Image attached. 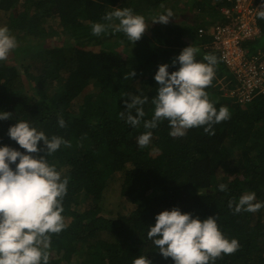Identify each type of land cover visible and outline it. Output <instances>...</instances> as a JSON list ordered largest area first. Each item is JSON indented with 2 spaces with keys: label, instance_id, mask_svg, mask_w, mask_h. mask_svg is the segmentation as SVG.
Listing matches in <instances>:
<instances>
[{
  "label": "trees",
  "instance_id": "1",
  "mask_svg": "<svg viewBox=\"0 0 264 264\" xmlns=\"http://www.w3.org/2000/svg\"><path fill=\"white\" fill-rule=\"evenodd\" d=\"M174 1L0 0L7 26L22 35L15 34L12 60L0 63V110L13 114L0 119V144L20 148L8 135L16 119L71 142L49 157L70 177L63 201L67 227L52 234L49 264H132L144 254L152 264H174L146 235L156 213L173 206L201 218L216 215L223 233L239 240L240 247L215 264H264V208L234 214L228 207L229 199L246 191L264 201V92L255 90L248 100L226 97L223 91L235 86L236 77L209 44L213 28L228 20L220 8L231 7V1L182 0L194 11L193 22H153L152 36L143 33L134 44L114 24L99 36L91 31L93 22L108 23L103 17L115 7H130L145 18L159 7L179 15ZM256 23L260 35L247 42L251 51L264 47V20L256 17ZM54 35L59 42L46 41ZM256 41L263 45L254 47ZM190 44L200 49L197 59L204 53L218 57L206 90L231 117L215 124L211 135L199 127L183 137L170 136L165 120L140 148L136 137L145 129L120 117L129 99L122 96L148 95L144 107L150 118L158 65L167 62L169 71L179 67L172 60ZM58 113L64 128L57 124ZM221 182L227 191L218 189ZM122 201L132 208L109 218Z\"/></svg>",
  "mask_w": 264,
  "mask_h": 264
},
{
  "label": "clouds",
  "instance_id": "2",
  "mask_svg": "<svg viewBox=\"0 0 264 264\" xmlns=\"http://www.w3.org/2000/svg\"><path fill=\"white\" fill-rule=\"evenodd\" d=\"M175 13L167 8L152 17L151 22L167 24ZM257 18L264 20V0L256 9ZM102 22H93L91 31L99 36L113 24L133 44L147 28L144 15L130 7H115L105 13ZM18 46L16 36L7 25H0V63ZM200 49L193 44L185 46L172 60L179 67L169 71L167 62L160 63L154 73L156 95L151 97L150 118H146L145 105L149 96L125 94L126 105L119 115L133 128L145 131L136 137V143L144 148L151 143L152 129L167 120L169 135L183 137L190 128L203 127L213 134L214 125L231 117L227 106L217 108L206 90L213 83L219 60L214 53H204L197 59ZM133 76L135 72L131 73ZM13 114L0 110V119ZM59 127H66L62 115L57 114ZM8 135L20 148L0 144V264H49L52 234H59L67 227L64 198L68 192L70 177L58 169L49 157L61 146L71 142L61 135L46 134L29 120L16 119L8 128ZM24 149L21 151L20 149ZM33 153H45L33 155ZM14 165V167H13ZM227 191L228 185L218 184ZM204 189H198L203 195ZM233 213L257 212L264 208V201L256 198L255 191H246L238 199L228 200ZM147 238L174 264H215L223 254H231L239 247V240L229 238L220 229L216 215L201 218L178 206L165 208L155 215L149 224ZM132 264H152L144 254L133 258Z\"/></svg>",
  "mask_w": 264,
  "mask_h": 264
},
{
  "label": "built area",
  "instance_id": "3",
  "mask_svg": "<svg viewBox=\"0 0 264 264\" xmlns=\"http://www.w3.org/2000/svg\"><path fill=\"white\" fill-rule=\"evenodd\" d=\"M230 1L231 7L220 8L228 20L213 28L209 44L219 51L220 62L236 77L230 94L248 100L255 90L264 92V47L251 51L247 45L260 35L255 12L261 0Z\"/></svg>",
  "mask_w": 264,
  "mask_h": 264
},
{
  "label": "rangeland",
  "instance_id": "4",
  "mask_svg": "<svg viewBox=\"0 0 264 264\" xmlns=\"http://www.w3.org/2000/svg\"><path fill=\"white\" fill-rule=\"evenodd\" d=\"M202 4V6H204V3H201ZM173 5H176V6H173V8H175V10H181L180 11V14L178 15L177 14V12L178 11H175L174 13H175V15H173V17L172 18H170V20H169V22L171 23V22H173V23H175V22H177V21H181V22H193V13H194V11L193 10H191V9H186V7H185V5H184V2L182 1V0H176V1H174L173 2ZM179 7H181L180 9H179ZM159 12H162V9L159 7V10H158V13ZM198 14V13H197ZM155 16V15H154ZM151 20H152V18L151 17H146L145 18V21H146V24H147V28H146V30L144 31V33L145 34H147V35H149V36H152L151 35V26H152V24H153V22H151ZM0 25H7V21H6V17H4V15H3V12H0ZM14 30H12V33L15 35H17L18 37H22V35H21V31H18V32H13ZM188 38V39H187ZM61 39V37H58V36H52V37H49L46 41H48L49 43H51L52 41H55L56 43L57 42H59V40ZM185 39H186V41H187V43H189V41H190V38L189 37H185ZM261 45H263V43H260V41H256L255 43H254V47H258V46H261ZM8 58H10L11 60H12V58H13V54L11 53V54H9V57ZM14 62H16V63H18V61L17 60H15ZM219 82H221V80H219ZM229 89H224V93L226 94V93H229L230 94V91H228ZM231 93H232V91H231ZM229 94H226L225 96L226 97H230V95ZM63 168V167H62ZM63 171H64V168L62 169ZM120 203V202H119ZM132 208V204H130V203H126V202H124V201H122V203L121 204H119V206L118 207H115L113 210H112V212H110L109 214H107V216L109 217V218H114L116 215L114 214L115 212H120V213H126V212H128L130 209Z\"/></svg>",
  "mask_w": 264,
  "mask_h": 264
}]
</instances>
